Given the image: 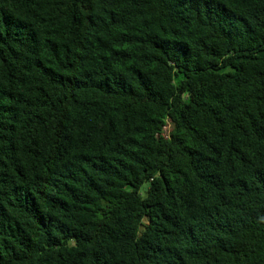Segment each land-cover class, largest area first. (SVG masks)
<instances>
[{
	"label": "trees",
	"instance_id": "1",
	"mask_svg": "<svg viewBox=\"0 0 264 264\" xmlns=\"http://www.w3.org/2000/svg\"><path fill=\"white\" fill-rule=\"evenodd\" d=\"M0 264H264V0H0Z\"/></svg>",
	"mask_w": 264,
	"mask_h": 264
},
{
	"label": "rangeland",
	"instance_id": "2",
	"mask_svg": "<svg viewBox=\"0 0 264 264\" xmlns=\"http://www.w3.org/2000/svg\"><path fill=\"white\" fill-rule=\"evenodd\" d=\"M172 128V124L170 123V121H168L167 126L165 127V134L168 135L171 131Z\"/></svg>",
	"mask_w": 264,
	"mask_h": 264
}]
</instances>
